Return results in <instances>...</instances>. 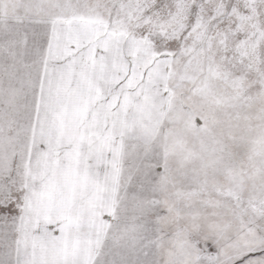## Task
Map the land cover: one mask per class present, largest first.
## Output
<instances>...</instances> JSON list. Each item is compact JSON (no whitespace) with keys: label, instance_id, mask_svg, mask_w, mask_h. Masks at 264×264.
<instances>
[{"label":"snow or ice","instance_id":"obj_1","mask_svg":"<svg viewBox=\"0 0 264 264\" xmlns=\"http://www.w3.org/2000/svg\"><path fill=\"white\" fill-rule=\"evenodd\" d=\"M0 264H264V0H0Z\"/></svg>","mask_w":264,"mask_h":264}]
</instances>
